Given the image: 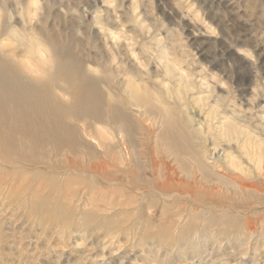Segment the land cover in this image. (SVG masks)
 <instances>
[{"label": "rangeland", "instance_id": "374dc122", "mask_svg": "<svg viewBox=\"0 0 264 264\" xmlns=\"http://www.w3.org/2000/svg\"><path fill=\"white\" fill-rule=\"evenodd\" d=\"M0 48L67 127L7 146L6 117L0 264H264V0H0Z\"/></svg>", "mask_w": 264, "mask_h": 264}, {"label": "bare ground", "instance_id": "6f19581e", "mask_svg": "<svg viewBox=\"0 0 264 264\" xmlns=\"http://www.w3.org/2000/svg\"><path fill=\"white\" fill-rule=\"evenodd\" d=\"M11 19V17H10ZM8 36L14 39L15 41H24L26 45L25 53L28 55L29 58H33L34 54L36 52V46L34 44L33 39H29L27 35H25V32L22 30H18L13 26H10L7 29ZM40 44V43H39ZM41 45V44H40ZM2 48H0V51ZM55 50L53 49V52ZM67 52V66H62L60 69L57 66L56 67V73L52 74V79L54 81H61L64 82L69 86L70 90H75L74 97L78 100L79 105L74 107V115L76 117L80 116L81 113L87 114V117L93 118L96 121H102L103 120V114L101 111V106L98 104L92 105L88 110L84 112V109L82 107L84 100H89V96H92L96 99H100L101 95L97 94V91H93L95 88V84H93V80H90L88 78H84L83 76H78L80 79V86L76 88V76L75 74H72L69 67L74 65V60L70 55V52L66 50ZM58 72V74H57ZM58 75V77H57ZM22 75L20 73H15L12 65L7 62V60L0 58V130L2 129V126L6 124L5 120L7 116L12 117V121L17 126L18 123H20L19 126H13L11 128L12 131H10L8 134H6V137L4 138L5 143L7 146H12L13 143V132H18V130H28L31 128L43 129L44 132H50L52 134L53 130L57 132L56 135L59 137L56 140V145H60L63 143V132L67 133L66 125L64 124L63 120H57L56 117H54V111L53 108L50 107V105L47 103V97L43 95V91L45 90L46 84L44 83L41 87L31 86V83L26 82L24 79H22ZM183 77V76H182ZM25 78V77H24ZM57 78V79H56ZM29 80V79H28ZM78 89V90H77ZM43 90V91H41ZM77 90V91H76ZM95 90V89H94ZM133 89H131L132 91ZM135 90V88H134ZM133 90V91H134ZM85 103V102H84ZM88 105V104H87ZM94 108V109H92ZM111 117L114 120L121 119L124 117V114H122L119 110V108L114 104L111 110ZM10 118V117H9ZM80 118V117H78ZM125 119V117L123 118ZM11 120V118H10ZM170 124L168 120L165 121L166 125V132L167 130H170ZM29 125V126H28ZM172 126V124H171ZM235 129L240 131L241 135L243 136L242 139H252V135L249 134L246 130H241V128L237 127V125L233 126ZM34 128V129H35ZM66 130V131H65ZM171 132V130H170ZM1 134V133H0ZM72 136V135H71ZM182 135H178V141L173 139L172 137V146L174 148L173 151L180 148L179 146V140ZM61 137V139H60ZM168 137V136H167ZM176 138V137H175ZM2 137L0 135V142L2 141ZM4 143V142H3ZM239 144V143H238ZM170 146V147H172ZM178 152V154H177ZM175 151L174 155L181 159L179 156V153L181 151ZM192 157H195L196 160V171L203 174L206 170V166L203 163L201 154H198L197 152H192ZM233 157L228 156L227 159L229 160L230 167L236 168L238 165L231 162V159ZM249 160H251L249 158ZM194 161V160H193ZM257 164V163H256Z\"/></svg>", "mask_w": 264, "mask_h": 264}]
</instances>
